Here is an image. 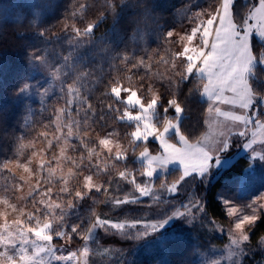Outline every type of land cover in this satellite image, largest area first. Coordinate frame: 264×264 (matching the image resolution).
Segmentation results:
<instances>
[{
    "label": "snow or ice",
    "instance_id": "snow-or-ice-1",
    "mask_svg": "<svg viewBox=\"0 0 264 264\" xmlns=\"http://www.w3.org/2000/svg\"><path fill=\"white\" fill-rule=\"evenodd\" d=\"M238 3L239 0H219L211 10L196 12L192 20L193 27L180 35L177 40V43L182 45V50L172 54L175 58L181 59L183 67V71L175 73L180 77L176 82L177 85L190 77H196L200 81L199 95L208 105L206 123L209 131L195 142H190L182 134L180 124L173 123L168 117L169 108H172L177 114L176 120H180L184 109L177 99L173 98L167 102L168 106L164 107V115L161 119L158 111L160 97L154 92L150 99L145 101L138 91L131 87L124 88L119 80L112 84L110 95L116 104L123 105V111L121 113L119 108H114L112 103L108 105V111L116 112L122 122L134 128L128 134L129 146L132 147L133 152L142 146L138 157L142 163L140 175L148 179L143 183L138 182L135 174L126 167L118 171V176L131 184L133 193H138L139 197L150 196L154 201L159 202L160 194L154 192L152 187L154 177L158 172L167 173L173 164L179 165V179L170 186L167 183L160 185L161 189L169 193H177L179 185L190 176L203 179L213 167L230 164L231 159H222V155L230 151L232 136L245 140L242 145L245 150L252 149L258 137L261 145L264 146V89L254 86V81L259 79L256 75L257 68L264 70V51L256 54L254 49V42L257 40L264 48V0H251V2L244 0L243 7L247 11L243 15H240L237 8ZM111 7L115 10L114 4ZM94 27L93 23H88L81 32L73 26L77 36H88L93 32ZM166 35L171 40L174 33L170 30ZM30 59L44 62L42 55H35ZM64 59L68 61L70 56ZM123 59L127 61L129 58L124 56ZM161 59L167 63L163 57ZM172 67H176L174 61ZM59 72V68L53 70V79H59ZM261 82L264 83V80ZM29 87L30 85L25 83L19 91L26 93ZM60 91H64L63 84L60 86ZM149 91H153L151 87ZM47 92L48 89H45L44 94L47 95ZM67 95L72 97L67 100L68 108L58 109L52 121L55 125V133H62V130L67 128V134L63 137L56 135L54 145L53 140L48 139V131L39 133V136L44 138L46 146L32 152V157H39L38 169L34 172L30 168L31 158L26 163L15 160L0 165V169H7L10 173L13 172L14 166L16 169L22 168L23 172L28 174L27 177L19 176L17 180L13 173L5 178L7 182L0 185V264H61V262L72 264L73 261L75 264H88L87 256L91 251L89 244L94 242L97 229H104L105 232L114 229L123 238L139 240L142 235L162 229L173 219L192 217L194 212L202 211L198 199L193 197L189 198L187 203L172 210L171 214L166 213L154 222L113 221L102 219L93 211L87 222L81 220L79 223L68 225L66 218L69 210L76 207L75 201L84 200L90 193H101L102 190L103 194L107 195L108 188L105 185L110 186L112 180L109 179L104 183L94 180V176L98 178L101 171H106L108 166L106 164L105 168L101 169L98 165L92 164V156L99 157L100 153L95 148H89L84 139H80V144L84 145L88 152L87 165H84L83 156L80 158V163H77L72 156L66 155L69 148L76 149V145L71 143L73 129H76L79 138L81 127V121L72 118L73 102L75 101L76 106L75 115L80 116L83 112L85 126L89 114L94 115L92 105L88 103L87 98L80 97L78 87L69 85ZM41 99L43 101V96ZM65 113L69 117L66 123L63 119ZM44 127L47 129L48 125ZM83 135L87 136L88 132L84 131ZM111 135L110 133L109 136ZM174 137L175 142H173ZM150 138L158 144L156 154H152L149 150ZM98 143L100 148L107 150L108 158L111 160L116 162L127 160V149H123L118 143L115 144V155H111L113 141L110 138H99ZM28 147L35 148V142L21 143L17 154L22 156L24 149ZM55 147L59 148V155L52 151ZM45 153L51 155L45 158ZM251 159L264 160V155L254 154ZM53 160L56 161L55 167L51 165ZM67 161L72 162V167L68 168L66 175L54 180L57 168H61L62 162ZM112 167H116V164ZM41 173H46L43 177V182L47 185L45 189L38 188ZM33 175L37 176L36 185L29 183ZM74 178H82L79 180L80 186H70V181ZM19 181L29 185L28 196L31 197L29 210H26L28 204L19 206L8 195L22 189L23 185ZM54 188L58 191L54 192ZM133 193L125 194L123 198L110 197L109 202L113 206L137 203L139 197L134 196ZM62 196L66 203L61 202ZM37 197L42 198L38 200ZM24 199L25 197H16V200ZM261 201H264V195H259L247 206L238 209L232 201L227 198L223 200L224 205L227 206L228 216L235 217L234 229L229 236L231 246L227 253L232 264H242L241 258L246 255L245 244L250 241L249 229L259 219L260 211L264 210V202ZM13 213L15 216L10 221L9 216ZM138 225L143 227V232L138 231L133 235L128 231V229H136ZM73 235H78L84 241L82 251L79 253L73 251L67 255L58 254L53 246V239L71 242ZM260 242L264 244V238ZM201 264H221V261L205 258Z\"/></svg>",
    "mask_w": 264,
    "mask_h": 264
},
{
    "label": "trees",
    "instance_id": "trees-1",
    "mask_svg": "<svg viewBox=\"0 0 264 264\" xmlns=\"http://www.w3.org/2000/svg\"><path fill=\"white\" fill-rule=\"evenodd\" d=\"M241 2L242 0H239L238 10L240 5L244 4ZM218 3L219 0H0V165L15 160L27 162L31 158L30 168L35 172L38 169L39 157H32V152L46 146L39 133L48 131V139H52L55 144L56 135L63 137L67 134V128H64L62 133H55V125L52 123L58 109L68 108L67 100L72 97L67 95V90L64 88L60 97H43L42 101L41 97L20 94L19 90L25 83H40L42 92L52 81L63 83L65 87L75 85L79 88L80 97L87 98L88 103L92 105L94 115L89 114L86 126L83 124V112L76 116V110L72 109L76 108L75 101L71 107L73 117L81 121L79 138L75 128L71 138L72 144L76 145L77 158L81 155L88 159V152L85 146L80 144V139H84L89 148L93 144L97 145V141L83 135L82 126H85V131L93 134L94 138H101L116 127L121 129L126 126L116 112L108 111L110 103L114 108H119L121 113L123 111V105L116 104L110 95V88L116 80H119L124 88L131 87L138 91L144 99L157 89L161 119L164 107L168 106L167 102L173 98L177 99L185 113L183 133L187 132L192 140L199 139L206 130L205 113L208 105L199 95V80L197 82L191 78L177 85L180 77L175 73L183 71V67L181 59L172 54L181 51L177 40L180 34L193 24L195 13L209 11ZM113 4L115 10L111 7ZM242 8L240 14L243 15L247 10ZM88 23L95 25L93 32L88 36H77L73 26L83 32ZM170 30L177 32L171 40L166 35ZM254 49L256 54L264 51L258 40L254 42ZM35 55H42L44 62L30 59ZM69 56L70 59L65 61L64 58ZM124 56L129 59L125 61ZM162 57L167 63L162 61ZM173 61L175 68L172 67ZM55 68L60 69L59 79H53ZM256 75L259 79L254 81V86L264 89V83L261 82L264 80V70L258 67ZM149 87L153 91H149ZM122 95L126 96L123 93ZM63 119L65 123L68 121L66 113ZM44 125H48V128L45 129ZM131 129L134 128L124 132L129 133ZM30 141L35 142V148H25L23 155H18L19 145L28 144ZM55 148L57 149L52 151L57 154L58 147ZM130 154L131 152L127 151L126 161L116 162L110 159V163H105L107 170L105 175L100 173L98 182L108 181L111 175L125 164L131 171L134 159ZM49 155L51 153H45V158ZM94 163L92 160V164ZM113 164H116V167H112ZM248 164V158L242 157L235 165L224 170L212 186L205 189L207 212L211 217L222 219L223 205L217 198V193L226 187L233 176L241 174ZM13 173L17 180L21 175H28L22 168L16 169L14 166L12 173L7 169H0V185L7 182L5 178ZM44 176L46 173L40 174L39 189L47 187L43 182ZM117 178L113 181L111 194L120 197L124 193H130L132 185ZM140 180L144 182L145 177H140ZM19 183L23 185L22 189L8 195L18 205L28 204L26 210H29V185L23 181ZM29 183L36 185L37 176L33 175ZM78 186L79 183L75 187ZM105 186L108 187L107 184ZM56 191L58 189L54 188V192ZM17 196L25 199L16 200ZM103 196L102 190L101 193H90L84 200H76V207L69 210L67 224L79 223L81 220L87 222L91 213H97L101 208ZM41 198L37 197L38 200ZM61 202L66 203L63 196ZM137 207L135 205L134 210L138 209ZM102 208L104 214L112 213L114 218L121 210H125L117 209L110 202L105 203ZM11 219L9 216L10 221ZM185 233L168 237L163 249L158 250L163 264H200L199 256L206 248L194 243L193 235L188 237ZM262 238L264 215L251 233V245L257 247ZM72 239L74 242L81 240L78 235H73ZM65 241L53 239L52 243L57 252ZM70 243L68 245H71Z\"/></svg>",
    "mask_w": 264,
    "mask_h": 264
},
{
    "label": "rangeland",
    "instance_id": "rangeland-1",
    "mask_svg": "<svg viewBox=\"0 0 264 264\" xmlns=\"http://www.w3.org/2000/svg\"><path fill=\"white\" fill-rule=\"evenodd\" d=\"M244 3V0H242ZM241 2V3H242ZM251 2V0H249ZM239 7V12L243 9L242 5ZM242 15V14H240ZM193 27V24L190 28L182 32L180 35L185 34L186 32L190 31ZM172 31V30H171ZM174 35L177 32H174ZM181 50L182 45L180 44ZM181 61V60H180ZM182 66V61H181ZM193 78L196 79L195 81L198 82L199 79L195 77H190L187 79L188 81ZM200 85V81L198 82ZM63 84V83H62ZM30 87L26 93H21V95L30 94L33 97H60L62 92L60 91L59 82L52 81V83L47 84V86L41 90L40 83H33L29 84ZM63 87L67 90L68 87ZM48 89L47 95L44 94V90ZM158 90H155V94L158 95ZM153 93V92H152ZM153 95V94H152ZM145 98L144 100L147 101L150 99ZM72 109L76 110L75 107ZM239 111V110H237ZM135 113V109H133ZM174 110L171 108L168 112V117L173 121V123H179L181 132L183 133V119L185 117V113L181 114V118L179 121L176 120ZM74 118V117H72ZM208 118L207 110L205 113V125L206 130L202 135L209 131L208 124L206 123ZM75 119V118H74ZM132 128L126 124L121 129L116 127L115 129H111V132H107L106 135L102 136L101 138L108 137L113 141V152L112 156L115 155V144H120L123 149H127L130 151L133 157V165L131 167V171L135 174L136 179L138 182L143 183L140 180V171H142V163L139 161V152L142 150V146L138 147L135 152H133L132 147L129 146V133L134 130L131 129L129 133H125L127 129ZM120 129V131H119ZM86 130L85 126H82V131ZM112 134L109 136V134ZM190 142H195L192 140L188 133L184 134ZM201 135V136H202ZM87 137L92 138L93 140L97 141V145L93 144L90 148H95L97 152L100 153L99 158L93 156L92 160L101 168H105V163H110L109 154L107 153L106 149H102L99 146L98 140L99 136H95L93 134L87 135ZM125 138V139H124ZM74 142V141H73ZM173 142H175V137L173 138ZM232 147L230 151L224 153L222 155V159H231V163L228 165L221 164L219 167H213L211 171L201 179L198 176H190L186 178L184 182L179 185V190L177 193H169L164 189L160 188V185L163 183H167L169 186L177 181L180 176L179 165L173 164L169 167V171L165 172H158V174L154 177V182L152 184L153 190L156 193L160 194V201L156 202L152 199V197H139L138 193H133V187L130 190V193H133L134 196L139 197L137 203H128L120 206H114L117 209L121 210L120 214L115 216L114 218L112 213H106L103 211V205L110 201V197H117L115 194H111L113 181L115 179H119L118 171L124 170L127 164L120 166L117 172H114L111 175L112 183L108 185V194L103 196L101 208L98 209L97 215H99L102 219H111L113 221H124V220H139L142 222H154L157 219L162 218L166 213L171 214L172 210L175 208L180 207L182 204L188 202L189 198H196L198 199L202 211L194 212L192 217H183L179 219H173L168 224H166L162 229H158L156 232H149L147 235H142L139 240L137 239H126L123 238L117 230H109L105 232L104 229H97L95 233L94 242L89 244L91 249L89 255L87 256L88 264H163L161 262V255L159 254V249H163L164 243L168 237H175L176 235L186 232L185 235L194 236L193 241L196 242L197 245L205 247V251H202V255L199 256L200 264L202 260L205 258L211 260H220L221 264H232V261L228 259L227 253L231 246V240L229 238L230 233L234 229L233 221L235 217H229L226 211V207L223 203V200L227 198L229 201H232L238 209H241L247 206L253 199H257L259 195H264V160L255 159L252 160L251 157L256 155H264V146L261 145L259 137L255 144H253L252 149L245 150L243 149L242 145L245 142L244 139L238 136H232L231 138ZM72 143V142H71ZM55 144V143H54ZM149 150L152 154H156L158 151V144L157 142L151 140L148 141ZM55 150L57 148H54ZM56 155H59V148ZM66 155L72 156L77 163H80L81 155L77 158L76 151L72 148H69L66 152ZM242 157H246L249 160V164L244 168L243 172L239 175H235L232 177L231 180L228 181L226 187H223L217 193V198L219 199L220 203L223 205L224 215L221 220L213 218L207 212V197L205 194V189L209 186L213 185L217 179L219 178L220 174L228 169L229 167L235 165ZM91 160V162H92ZM20 161V160H19ZM21 163H26V161H20ZM84 165H87L88 159H85L84 156ZM94 163V164H95ZM242 164V163H241ZM53 167L56 166V161H53ZM69 167H72V162H62L61 168H57L55 179H59L61 175H66L67 170ZM75 171V169H74ZM106 171H102L101 175H105ZM87 174V172H86ZM100 177V175H99ZM82 178H74L70 181V186L75 187L79 180ZM148 178L145 177V181ZM94 180H97V177L94 176ZM144 181V182H145ZM102 183V181H100ZM106 182V181H105ZM206 185V187H205ZM204 190V191H203ZM129 193V192H128ZM127 193H124V195ZM124 195H120V198H123ZM264 202V201H261ZM135 205H137L138 209L134 210ZM21 206V205H19ZM127 206L129 210L127 211ZM264 215V210H261L259 213V219ZM15 214L13 213L10 217H14ZM254 226L249 229V235L253 232ZM248 229V226H245ZM133 235L136 232H143L144 229L142 226L138 225L136 229H128ZM195 232V234H194ZM68 241H65L61 245V248L58 252L60 255H67L70 252L77 251L78 253L82 251L84 246V241L81 239L78 242H74L72 239L71 245H68ZM246 255L242 257V264H264V244L259 242L257 247L251 245V242H246ZM251 248V249H250ZM198 250V249H196ZM198 252H200L198 250ZM163 255V253H162ZM164 256V255H163ZM80 259H83L80 257ZM63 264V262H61ZM75 264V261L72 262Z\"/></svg>",
    "mask_w": 264,
    "mask_h": 264
}]
</instances>
